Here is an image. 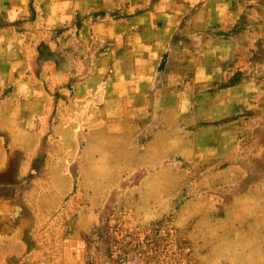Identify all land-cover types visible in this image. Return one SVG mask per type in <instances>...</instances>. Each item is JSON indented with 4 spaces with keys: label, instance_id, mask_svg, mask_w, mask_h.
<instances>
[{
    "label": "clouds",
    "instance_id": "clouds-1",
    "mask_svg": "<svg viewBox=\"0 0 264 264\" xmlns=\"http://www.w3.org/2000/svg\"><path fill=\"white\" fill-rule=\"evenodd\" d=\"M0 264H264V0H0Z\"/></svg>",
    "mask_w": 264,
    "mask_h": 264
}]
</instances>
